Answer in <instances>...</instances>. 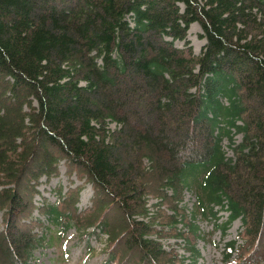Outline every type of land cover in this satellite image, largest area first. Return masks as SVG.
<instances>
[{
	"label": "trees",
	"instance_id": "trees-1",
	"mask_svg": "<svg viewBox=\"0 0 264 264\" xmlns=\"http://www.w3.org/2000/svg\"><path fill=\"white\" fill-rule=\"evenodd\" d=\"M61 159L91 184L86 213L78 185L35 206ZM148 196L170 214L149 216ZM35 210L62 236L100 227L114 255L139 264L181 260L168 237L194 263L197 220L224 237L238 219L222 264L264 262V0H0V264L45 247Z\"/></svg>",
	"mask_w": 264,
	"mask_h": 264
},
{
	"label": "rangeland",
	"instance_id": "rangeland-1",
	"mask_svg": "<svg viewBox=\"0 0 264 264\" xmlns=\"http://www.w3.org/2000/svg\"><path fill=\"white\" fill-rule=\"evenodd\" d=\"M200 31L199 26L196 23H192L186 34V41L188 42L187 45L191 46L194 54H197L205 44V40L200 39L199 37L201 33ZM164 39L169 40V38ZM173 45L176 48H182L185 46L183 41H175ZM144 121L146 120L144 119ZM107 128L110 131H114L118 129V126H116L113 122H109ZM234 138L236 141H240V135H236ZM222 148L227 157L232 156V152L227 147L226 140L222 141ZM57 167L58 174L56 176L49 179L45 177L40 179L39 186H37L38 193L34 197L35 206L40 207L44 203L53 204L58 199L63 200L65 199V196H67L66 191L69 188H74L78 185L80 186V201L79 204L76 202L75 209L77 213L85 212L91 207L93 196L91 184L85 181L86 177L82 176V174H79V176H82V179H80L81 177L78 178V175L74 172V168L70 169L71 172L68 173L63 159H61ZM146 199V205L148 206L149 213L148 215L152 216L155 209L160 207L162 204L153 196H148ZM193 200L194 197L189 192L185 191L183 193L182 202L177 204V206H183L185 210H188L191 207ZM161 208H164L163 211L165 213L170 214L169 212H171V209H167L163 205ZM215 208L218 207L216 206ZM37 212V210L33 211L30 218H32V220L38 218L41 221L42 226L48 229L44 231L47 238L44 245L45 247L39 249L33 254L32 259L29 261L30 264H137L139 262L138 259H134L135 256L132 254L129 257H124L123 254H119V251L115 253L116 255H114V244L111 241L108 242V237L105 233L98 234L102 231L100 230V227L88 226L83 228V226L87 223L79 222L78 225H75V228L71 226L69 231L62 236L58 234V230L56 228L52 229V227L46 223L45 218L40 216ZM217 215L221 216L218 221H223L226 219L227 213L225 211H220ZM27 218L28 219L26 220L21 219L19 222L27 223L30 219L29 217ZM1 219L2 215L0 214V220ZM197 225L205 237L204 239L196 241L195 247L198 249L199 257L194 261V263H191L189 253H187L183 248L174 245V239L171 237L160 239L163 244V248L168 249L170 244V246L177 250V254H181L182 259L176 264H222L221 250L223 243L237 238V235L242 231L241 222L238 219L233 221L229 229H227L224 237H221L218 230L215 232L213 231V227L209 221L198 219ZM1 229L2 225L0 221V230ZM36 230L37 229H34V231ZM261 232H263V230H261ZM261 232L258 233L260 235V239H264V234ZM238 243H242V240L238 239ZM182 244L183 242H181V245ZM116 246L119 248L121 247L120 245ZM121 249L123 251V248ZM259 252V255L264 256V253L262 254L261 250ZM109 254L114 258L116 257L117 261L113 262L112 259L109 262ZM121 256L124 257V263L121 262ZM258 260H260V264H264L262 259ZM144 264H147V261H145Z\"/></svg>",
	"mask_w": 264,
	"mask_h": 264
},
{
	"label": "bare ground",
	"instance_id": "bare-ground-1",
	"mask_svg": "<svg viewBox=\"0 0 264 264\" xmlns=\"http://www.w3.org/2000/svg\"><path fill=\"white\" fill-rule=\"evenodd\" d=\"M85 196V195H84Z\"/></svg>",
	"mask_w": 264,
	"mask_h": 264
}]
</instances>
